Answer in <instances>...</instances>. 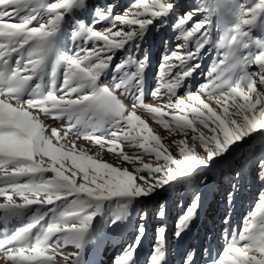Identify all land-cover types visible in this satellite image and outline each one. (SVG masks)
I'll return each instance as SVG.
<instances>
[{
	"label": "snow or ice",
	"instance_id": "obj_1",
	"mask_svg": "<svg viewBox=\"0 0 264 264\" xmlns=\"http://www.w3.org/2000/svg\"><path fill=\"white\" fill-rule=\"evenodd\" d=\"M118 9V0H0V225H20L0 236V264H85L86 246L104 229L121 228L160 190L205 183L202 170L237 152H250L264 174V0H195L191 9L179 0H130ZM164 30L173 39L165 41L170 50L151 95L167 102L154 106L145 102L150 56L143 44ZM210 50L217 58L200 71ZM197 77L204 81L198 87ZM138 108L183 137L172 142L178 157ZM41 115L66 130L61 135ZM69 133L110 145L109 152L127 142L142 153L121 149L119 157L140 166L129 171L78 151L75 142L66 147ZM200 208L196 192L176 222L177 238ZM157 215L166 217L163 205ZM139 219L147 221V212ZM155 232L148 264H168L167 228ZM136 233L113 264H139L145 224ZM223 238L222 250L211 241L203 250L206 264H264V192L243 227L226 228ZM69 246L75 251L65 252ZM199 258L187 249L181 264Z\"/></svg>",
	"mask_w": 264,
	"mask_h": 264
},
{
	"label": "rangeland",
	"instance_id": "obj_2",
	"mask_svg": "<svg viewBox=\"0 0 264 264\" xmlns=\"http://www.w3.org/2000/svg\"><path fill=\"white\" fill-rule=\"evenodd\" d=\"M52 2V0H49ZM123 7H127L130 0H118ZM179 2L186 8L191 9L194 6L195 0H179ZM71 32V26L68 29ZM214 35L216 33L214 32ZM173 34L169 30L161 32L153 31L146 38L143 49L150 56V65L145 75V102L153 104L154 106H163L167 101L158 102L152 97L151 92L156 87V72L161 62L162 56L170 50V46L165 41H171ZM68 48H72L71 42L68 43ZM174 47V44L171 45ZM122 58V55L121 57ZM119 58L117 62H119ZM217 58L214 51H209L207 55L201 58L202 68L200 71H207L212 62ZM63 69L58 70V74L62 78ZM202 77H197V87L199 83H203ZM180 95H184L183 90L180 91ZM213 107H216L214 102ZM126 104L131 106V101L126 100ZM168 109H166L167 111ZM34 114L35 113V110ZM138 114L147 121L149 127L153 130L154 134L161 137V142L168 146L173 155L178 157V150L172 143L174 140L182 139L183 137L179 133L171 132L164 129L162 125L151 119L150 115L145 112L144 109L138 108ZM41 119L44 123L51 127H57L61 135L66 130L61 126V123L54 121L51 117L41 115ZM66 124V122H65ZM106 139H111L110 137ZM55 142V138H54ZM75 142L77 150H84L87 154L93 155L95 158L102 159L114 166L121 168H128L129 171H134L140 164H131L123 161L118 153L121 149L130 156L142 153L141 149H134L129 146L127 142H121V149H117L116 152H109L110 145H105L101 148L99 145H94L91 141L85 140L82 137L77 138L72 133L61 141L66 147H70ZM243 151L247 152L245 148ZM249 156L242 158L241 152L235 153L227 163L216 164L207 169L201 171V176L205 179L203 184H184L177 187V191L161 190L160 199L147 198L143 204L138 208L137 213L131 214L130 220L126 222L121 228L116 231H110L108 228L104 229L102 233L91 244L86 246L84 252L85 264H113L114 259L121 253V251L130 243H132L136 233V228L139 224L143 223L146 227V234L142 240V244L138 250V259L141 256L142 250H149L152 252L153 246L156 242L155 229L161 226H166V251L168 264H181L182 256L187 249H195L200 253L198 264H206L207 257L204 254V249L208 247L211 241L214 249L222 250L224 246V230L227 228L229 233L232 230H238L243 227L244 217L249 214L253 209L258 196L264 192V179L262 174L256 167L253 160ZM145 163H150L153 166L157 163L154 157L143 156ZM162 163V161H161ZM239 174V175H237ZM48 175H51L50 173ZM79 182V178H78ZM235 185V187H233ZM173 189V188H172ZM176 189V188H175ZM171 191V192H170ZM198 192L201 195V208L199 210L198 218L193 222L191 228L183 234L180 238L175 236L176 222L179 216L183 213L184 209L191 202L193 194ZM233 195L231 203L228 202V195ZM211 194L214 196L215 201L211 199ZM163 205L166 209V217L164 219L158 218V211L160 206ZM143 212H147V221H140L139 215ZM225 216L231 217L230 225L223 223ZM18 222H13L8 226L0 225V236L4 232L9 234L15 227H19ZM114 239L121 237L125 239V244L120 247L121 243L114 244L110 237ZM184 245V246H183ZM184 247L185 250H182ZM113 248V252H109V249ZM65 252H73L75 249L71 246L64 249ZM150 255L139 264H148ZM111 258V259H110ZM179 259V262H177Z\"/></svg>",
	"mask_w": 264,
	"mask_h": 264
},
{
	"label": "bare ground",
	"instance_id": "obj_3",
	"mask_svg": "<svg viewBox=\"0 0 264 264\" xmlns=\"http://www.w3.org/2000/svg\"><path fill=\"white\" fill-rule=\"evenodd\" d=\"M177 187H179V185H177L175 188L176 189H174L173 191H177ZM172 191V190H171ZM170 191V192H171ZM211 199H213L214 201H215V198H214V196L211 194ZM139 208V207H138ZM137 208V209H138ZM110 240H113L115 243L114 244H117L118 242L119 243H121V245H120V247H122L124 244H125V239L123 240L121 237H118V238H115L114 239V237L113 236H111L110 237ZM184 246V245H183ZM182 250H185L184 249V247L182 248ZM114 250H113V248H111V249H109V252H113ZM151 253L149 252V250H142L141 251V256H140V258L138 259L139 261H142V260H144L145 258H147L149 255H150ZM111 259V258H110ZM98 262V261H97ZM97 262L95 261V264H97ZM179 262V259H177V262L176 263H178Z\"/></svg>",
	"mask_w": 264,
	"mask_h": 264
}]
</instances>
